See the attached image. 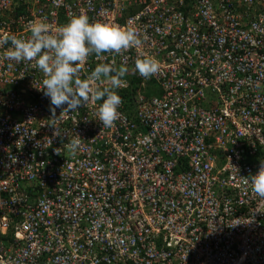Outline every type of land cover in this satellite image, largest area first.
<instances>
[{"label": "built area", "instance_id": "2783aa9c", "mask_svg": "<svg viewBox=\"0 0 264 264\" xmlns=\"http://www.w3.org/2000/svg\"><path fill=\"white\" fill-rule=\"evenodd\" d=\"M80 13L143 41L80 73L127 67L120 117L103 128L91 99L52 116L35 61L0 44V264H264V0H0V40Z\"/></svg>", "mask_w": 264, "mask_h": 264}, {"label": "clouds", "instance_id": "9594fccd", "mask_svg": "<svg viewBox=\"0 0 264 264\" xmlns=\"http://www.w3.org/2000/svg\"><path fill=\"white\" fill-rule=\"evenodd\" d=\"M31 35L17 38L5 36L0 44L11 47L5 52L8 61L32 62L43 74V87H37L50 100V111L56 116V110L75 112L85 107L89 100L102 101L96 112V119L103 128H110L120 117L122 98L119 89L125 87L123 77L127 67L115 68L110 64H100L86 78H80L86 59L95 54H120L130 48L140 50L143 41L138 29L132 25L90 21L80 13L73 16L65 25L52 32L47 23L36 21L30 25ZM147 40V36L144 37ZM11 66V65H10ZM135 69L143 78H150L158 73L159 62L154 57L145 56L138 59ZM108 79L110 87L99 88L96 82ZM66 106V107H65ZM53 135L58 136L56 123L49 124ZM79 135L69 141L68 148L75 154L80 147ZM252 192L264 202V161H261L258 172L249 175ZM246 180L245 183H248ZM195 195V193H191Z\"/></svg>", "mask_w": 264, "mask_h": 264}]
</instances>
